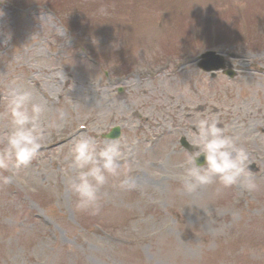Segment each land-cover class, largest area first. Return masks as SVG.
<instances>
[{
	"label": "rangeland",
	"instance_id": "obj_1",
	"mask_svg": "<svg viewBox=\"0 0 264 264\" xmlns=\"http://www.w3.org/2000/svg\"><path fill=\"white\" fill-rule=\"evenodd\" d=\"M0 12V146L8 81L47 104L45 123L64 113L28 166L0 170V264H264V166L251 193L173 178L177 140L204 116L264 160V0H0ZM210 47L235 50L240 75L199 71ZM115 125L122 175L93 215L67 188V153Z\"/></svg>",
	"mask_w": 264,
	"mask_h": 264
},
{
	"label": "clouds",
	"instance_id": "obj_2",
	"mask_svg": "<svg viewBox=\"0 0 264 264\" xmlns=\"http://www.w3.org/2000/svg\"><path fill=\"white\" fill-rule=\"evenodd\" d=\"M99 11L101 14L107 13L104 7ZM60 35L64 36L65 33ZM5 91V112L9 117L10 130L5 133L0 146V170L7 171L28 166L37 157L46 142L49 129L55 127L59 130L63 127L64 113H59L58 120L61 123L56 120L45 123L48 106L34 100L31 90L11 80L5 84ZM192 124L195 131L189 136V143L194 150L187 154L180 165L183 172L173 177L181 181L183 190L193 193L218 180L223 188L238 186L249 193L256 191L258 184L249 168L251 161L247 150L238 143V137L228 134L214 116L198 118ZM123 154L120 140L102 141L98 133L94 135L90 132L74 138L67 158L70 167L76 170V175L67 178V188L77 197V209L93 215L99 212L101 190L109 176L122 175L120 162ZM202 155L204 163L198 164L197 160ZM123 175L127 177L128 170ZM2 179L4 183L10 182L8 176ZM120 187L132 188L135 185L124 179L120 181Z\"/></svg>",
	"mask_w": 264,
	"mask_h": 264
}]
</instances>
